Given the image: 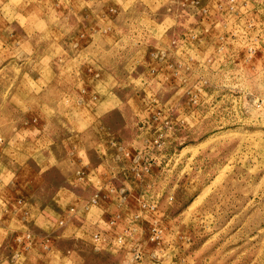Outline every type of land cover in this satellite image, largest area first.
Instances as JSON below:
<instances>
[{"label":"rangeland","instance_id":"obj_1","mask_svg":"<svg viewBox=\"0 0 264 264\" xmlns=\"http://www.w3.org/2000/svg\"><path fill=\"white\" fill-rule=\"evenodd\" d=\"M0 264H264V0H0Z\"/></svg>","mask_w":264,"mask_h":264}]
</instances>
